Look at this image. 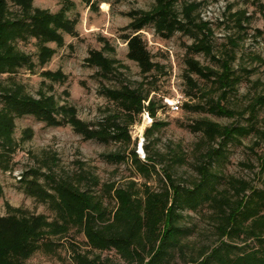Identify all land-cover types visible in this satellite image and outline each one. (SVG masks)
I'll list each match as a JSON object with an SVG mask.
<instances>
[{"label": "rangeland", "instance_id": "1", "mask_svg": "<svg viewBox=\"0 0 264 264\" xmlns=\"http://www.w3.org/2000/svg\"><path fill=\"white\" fill-rule=\"evenodd\" d=\"M88 1L70 0L71 7L66 17L74 22V34L61 33V47L47 45L54 50V54L43 66L38 64V43L34 39L16 41L15 48L27 55L34 67L0 75V83L22 85L33 98L39 96V91L53 96L58 105L74 108L76 117L88 124L90 129L96 130L104 119L115 115V123L126 128L129 141L83 140L68 126L49 127L30 116L15 119L12 134L15 145L12 152L4 155L7 170L0 169V216L6 215L8 206L27 215H43L48 223L58 220L49 203H41L25 193L21 177L29 170L39 172L37 182L49 193L52 194L50 187L56 181L65 180L101 200L109 211L115 208V202L108 193V185L118 189L133 183L136 196L141 197L144 186L157 193L168 187L166 173L178 188L196 191L192 195L195 202L190 206L193 209L184 204H176L174 209L178 217L174 221L179 230L177 240L183 246L184 257L180 258L177 252L174 262L190 264L219 245L220 239L215 230L218 202L215 204L210 198L234 201V189L240 188V185L233 181L248 183L254 190L263 187L264 174L259 172L257 157L264 153V139L258 138L257 133L228 140L217 138L212 144H207L201 133L192 132L189 127L208 120L222 127L249 128L254 124L256 128L263 129L264 106L258 108L255 121H250L245 109L253 98L264 97V0H177L174 5L179 18L183 6L197 5L193 15L196 23L206 24L212 34L210 41L215 60L223 58L224 53H233L231 67L239 82L235 90L221 100V104L238 113L234 117H217L206 111L219 96L210 81L193 76L196 83L193 89L184 82L186 48L193 43L197 32L176 31L165 39L157 35L152 25L142 28L137 34L151 61L159 67L150 75L143 76L138 67L126 58L125 37L131 32L125 27L131 20L129 13L149 11L155 0ZM32 5L55 14L62 2L34 0ZM7 7L11 16L19 15L10 1H7ZM237 17L239 24H235ZM229 41H233L234 45ZM90 51H103L105 57L113 59L116 73L102 78L97 69L88 67L85 60ZM193 58L201 66L219 71V64L209 57L199 54ZM45 71H60L63 79L46 80L41 76ZM122 86L137 89L147 96V100L155 101L156 112L151 122L145 121L142 114L130 121L116 104L102 94L103 89H119ZM166 100L178 101L176 113L169 111ZM155 121L165 126L146 137L145 131ZM26 129L32 134L30 139L23 140ZM139 144L141 150L142 147L148 148L154 165V171L147 175L139 172L128 156L133 148L136 153ZM1 150L0 147V153ZM213 150H216L215 154ZM110 154L123 155L124 160L103 157ZM138 157L145 163L143 151ZM202 168L210 175L208 179L200 171ZM167 190L173 200L171 190ZM249 193L246 190L243 194ZM185 195L183 192L182 196ZM205 195L209 198L205 199ZM223 207L227 210L226 206ZM222 241L235 246L232 256L260 247L254 238H246L244 234L239 238L224 237ZM90 251L82 233L76 227H69L64 235L46 236L40 248L25 263L74 264L75 253ZM92 254L98 253L93 251ZM101 259L104 264H129L110 252L102 253Z\"/></svg>", "mask_w": 264, "mask_h": 264}, {"label": "trees", "instance_id": "2", "mask_svg": "<svg viewBox=\"0 0 264 264\" xmlns=\"http://www.w3.org/2000/svg\"><path fill=\"white\" fill-rule=\"evenodd\" d=\"M7 1L17 8L18 16H11L8 12ZM33 1L0 0V75L13 74L20 68L34 67L30 58L15 48L16 41L34 39L38 43L37 61L43 66L54 54V50L47 45L61 47L63 45L61 33L74 34V22L66 17V12L71 7L70 0H58L62 2V6L55 14L34 8ZM176 1L155 0L149 11L129 13L131 20L125 29L131 34L125 37L126 58L138 67L143 76L150 75L159 67L151 61L144 43L137 34L142 28L152 25L157 35L165 39L176 31L188 34L197 32L193 43L186 48L188 55L184 61V82L187 87L193 89L196 87L193 76L210 81L212 89L219 92V96L206 111L217 117H234L238 113L221 104V100L232 93L239 82L231 67L233 53L230 55L224 53L223 58L215 60L210 41L212 34L206 24L196 23L193 15L197 5L183 6L179 18L174 10ZM235 24H239L238 17L235 18ZM229 43L234 45L233 41ZM199 54L218 63L219 71L201 66L193 58ZM85 62L88 67L97 69L98 75L102 78H107L117 71L116 62L105 57L103 51H90ZM41 76L49 81L63 79L60 71H45ZM102 94L109 102L116 104L130 121L140 116L143 111H146L151 119L155 117V101L147 100V96H143L137 89L122 86L119 89H103ZM0 102V147L4 153H0V169L3 170H7L4 155L6 152H12L15 145L12 137L14 120L25 116H30L49 127L68 126L83 140L129 141L126 128L115 123V115L104 119L97 125L96 130L90 129L88 124L76 117L75 109L71 106L58 105L53 96L42 91H39L37 98H33L24 91L22 85L14 82L6 85L0 83ZM262 106H264L262 96H257L248 103L245 110L249 113L250 121L256 120L258 108ZM262 122L264 124V118ZM162 126L165 124L153 122L145 131V136H152V133ZM255 128L254 124L249 128L222 127L208 120H201L189 127L192 132L201 133L207 144H212L217 138L228 140L235 136H247L251 132L264 139V127ZM31 134V130H24L23 140L30 139ZM142 148L145 163L140 161L134 148L128 156L138 171L147 175L154 171V165L151 163L148 148ZM213 153L215 154L216 150H213ZM103 157L109 160H124V156L118 154ZM257 162L260 174H264V153L257 157ZM200 171H203L207 179L209 178L207 171L203 168ZM38 176L37 170H29L22 175L24 191L41 203H49L56 211L58 220L48 223L43 215H27L19 209L7 206L6 215L0 216V264H26L25 262L40 248L46 236L64 235L69 227H76L82 233L86 247L91 250L75 253L74 264H104L101 259L104 252H110L129 264H175L174 256L177 252L180 258H184L183 246H180L177 240L179 230L175 227L174 221L178 217L174 209L176 204L190 207L195 202L192 195L196 194V191L178 188L168 174H164L168 187L157 193L144 186L145 191L141 197L136 196L133 183L118 189L108 185V193H111L110 197L115 202L112 211L106 209L102 201L95 196L78 190L65 180L56 181L53 187H50L51 194L37 182ZM233 182L240 185V188L234 189L236 194L234 201L210 198L215 204L218 202L215 211L217 220L215 230L220 239L219 245L210 248L207 255L193 260L190 264H264V179L261 190H254L248 183ZM168 188L171 190L173 200L170 199ZM246 190L250 191L249 195L243 194ZM183 192L186 193L185 196H182ZM204 197L209 198L208 195ZM223 206H226L227 210ZM241 234L246 238H254L260 247L232 256L235 246L224 243L222 238H239ZM93 251L98 254L93 255Z\"/></svg>", "mask_w": 264, "mask_h": 264}, {"label": "built area", "instance_id": "3", "mask_svg": "<svg viewBox=\"0 0 264 264\" xmlns=\"http://www.w3.org/2000/svg\"><path fill=\"white\" fill-rule=\"evenodd\" d=\"M178 104H179L178 101H172V100L171 101H167L166 100V106H167V108L169 109V111L171 113H176L178 111V109H179ZM142 117H143V119L145 121L151 122V118L149 117V115H148V113L146 111L142 112ZM136 153L138 155H142L141 144L138 145Z\"/></svg>", "mask_w": 264, "mask_h": 264}]
</instances>
